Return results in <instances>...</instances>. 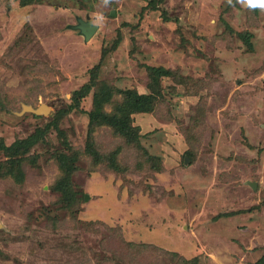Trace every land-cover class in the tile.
Returning a JSON list of instances; mask_svg holds the SVG:
<instances>
[{"label":"rangeland","instance_id":"obj_1","mask_svg":"<svg viewBox=\"0 0 264 264\" xmlns=\"http://www.w3.org/2000/svg\"><path fill=\"white\" fill-rule=\"evenodd\" d=\"M22 1L0 0V264L261 259L264 11L236 0ZM98 12L105 23L86 40L73 26ZM94 71L96 88H114L108 113L122 90L158 91L153 111L131 114L138 141L99 124L89 137L96 88L68 110ZM48 123L28 152L13 146ZM71 147L80 160L65 193L58 156ZM15 160L18 178L5 172Z\"/></svg>","mask_w":264,"mask_h":264},{"label":"trees","instance_id":"obj_2","mask_svg":"<svg viewBox=\"0 0 264 264\" xmlns=\"http://www.w3.org/2000/svg\"><path fill=\"white\" fill-rule=\"evenodd\" d=\"M22 4H27V1L23 0ZM153 69L158 74L161 70L159 68ZM97 77V71H94L90 82L85 84L83 87L79 88L73 94V103L70 104L68 110L78 108L82 103V100L92 92L93 88L97 87V84H95ZM113 89L114 88L109 87L105 83H103V87L100 86L99 89L96 88L97 92H95L94 94L95 107L94 110L90 113L91 131L89 133V137L94 140L92 133L94 127L99 124L100 126H109L113 128L114 131H119L123 133L129 139L138 141L139 137L141 136L140 130L138 127L137 129L132 128L133 125H131L130 121L131 114L135 112L147 113L153 111L155 108V101L157 100L158 91L156 90L157 92L150 94H142L139 93L137 90L133 89L122 90L120 91V93L124 95V99L119 103V105L116 106V111L114 113H108L105 110L104 106L110 101L111 97L114 95ZM51 128V123H48L46 127L36 130V132L30 135L27 139H22L15 142L13 146L17 149L20 148V150L26 149V152H28L32 144L40 141L39 137L41 134H43L44 140L46 132L49 131ZM69 151L70 152H68V154L64 153L63 151L58 156L59 164L61 165L62 163L61 167L64 177L63 180H60L58 184L65 193H68V183L64 182V180L68 176L70 177L72 175L73 171L76 168L75 163L80 160V157L78 156L79 153L74 152L72 147L69 149ZM86 151L90 154V156H92L96 164L102 163V161L105 159V156L99 154V151L94 147L92 142L88 143V145L86 146ZM17 165L19 166V161L15 160V162L10 163L9 169H7V171L5 170V172L7 174L13 175L15 178H18L22 171L19 167H17ZM113 167L115 168V165H113ZM22 177H24V174H22ZM197 261L198 258L196 257L192 260L186 261V264H195L197 263ZM255 264H264V256L259 259Z\"/></svg>","mask_w":264,"mask_h":264},{"label":"water","instance_id":"obj_3","mask_svg":"<svg viewBox=\"0 0 264 264\" xmlns=\"http://www.w3.org/2000/svg\"><path fill=\"white\" fill-rule=\"evenodd\" d=\"M73 27L79 29L80 32L85 36L86 40L90 39L98 29V26L94 25V23L90 19L84 20L82 18H79L78 24ZM23 110H28L34 114L42 115L47 114L48 111H50V108L44 104L39 106L38 108H35L32 105L24 104ZM254 187H256V184L254 185Z\"/></svg>","mask_w":264,"mask_h":264},{"label":"clouds","instance_id":"obj_4","mask_svg":"<svg viewBox=\"0 0 264 264\" xmlns=\"http://www.w3.org/2000/svg\"><path fill=\"white\" fill-rule=\"evenodd\" d=\"M116 0H100V6L103 8L110 7ZM229 5H232L233 0H227ZM240 5L248 8L249 10L259 9L264 11V0H236ZM94 25H103L105 23V16L103 13L98 12L95 15Z\"/></svg>","mask_w":264,"mask_h":264}]
</instances>
